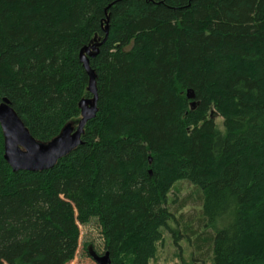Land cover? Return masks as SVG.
Wrapping results in <instances>:
<instances>
[{
  "label": "trees",
  "instance_id": "1",
  "mask_svg": "<svg viewBox=\"0 0 264 264\" xmlns=\"http://www.w3.org/2000/svg\"><path fill=\"white\" fill-rule=\"evenodd\" d=\"M106 25L80 146L13 172L0 128V264L71 262L77 242L56 216L68 189L111 264H150L169 221L193 261L264 264V0H0V102L37 142L92 99L80 52ZM177 183L194 188L197 221L169 209Z\"/></svg>",
  "mask_w": 264,
  "mask_h": 264
},
{
  "label": "rangeland",
  "instance_id": "2",
  "mask_svg": "<svg viewBox=\"0 0 264 264\" xmlns=\"http://www.w3.org/2000/svg\"><path fill=\"white\" fill-rule=\"evenodd\" d=\"M213 117L218 129L222 131L221 118L215 114ZM79 120L80 118L72 120L70 127L76 128ZM72 192L65 190L56 201L58 222L65 226L77 242L73 259L68 264H96L91 253L100 256L104 254L98 224L92 209L81 205ZM194 192V188L187 183H177L171 189L168 207L178 221L180 215L184 216L183 219L191 218L192 222L198 220L201 203L194 197ZM173 200L175 203L172 204ZM167 226L168 229L162 232L163 241L150 264H210V256L206 257L203 263L193 261L192 248L186 239L178 234L173 235L176 231L182 235L184 231L181 225L169 221ZM199 232H202V229H199ZM173 236H176V239Z\"/></svg>",
  "mask_w": 264,
  "mask_h": 264
},
{
  "label": "water",
  "instance_id": "3",
  "mask_svg": "<svg viewBox=\"0 0 264 264\" xmlns=\"http://www.w3.org/2000/svg\"><path fill=\"white\" fill-rule=\"evenodd\" d=\"M108 27H105V36L100 43L86 47L80 52V61L89 77L88 91L92 99L82 100L79 103L80 120L76 128L66 125L60 134L48 143H39L29 134L27 128L10 106L7 99L0 102V128L4 142L3 159L13 172H41L54 167L56 162L67 156L80 146L81 136L86 123L92 120L96 113V85L95 75L89 67V58L98 53V48L107 38ZM96 264H111L109 253L96 255L91 253Z\"/></svg>",
  "mask_w": 264,
  "mask_h": 264
},
{
  "label": "bare ground",
  "instance_id": "4",
  "mask_svg": "<svg viewBox=\"0 0 264 264\" xmlns=\"http://www.w3.org/2000/svg\"><path fill=\"white\" fill-rule=\"evenodd\" d=\"M74 151V150H73Z\"/></svg>",
  "mask_w": 264,
  "mask_h": 264
}]
</instances>
